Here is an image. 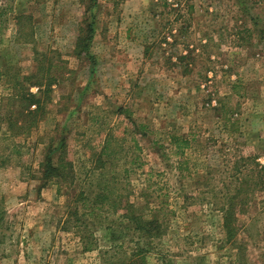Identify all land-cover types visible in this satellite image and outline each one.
I'll return each mask as SVG.
<instances>
[{
	"label": "rangeland",
	"instance_id": "1",
	"mask_svg": "<svg viewBox=\"0 0 264 264\" xmlns=\"http://www.w3.org/2000/svg\"><path fill=\"white\" fill-rule=\"evenodd\" d=\"M20 84L43 111L17 133L1 122L0 264H117L139 249L145 264H264V0H0L14 117ZM61 141L71 165L48 181ZM105 186L162 234L146 244L118 212L81 214L79 191ZM239 187L228 238L220 207Z\"/></svg>",
	"mask_w": 264,
	"mask_h": 264
},
{
	"label": "trees",
	"instance_id": "2",
	"mask_svg": "<svg viewBox=\"0 0 264 264\" xmlns=\"http://www.w3.org/2000/svg\"><path fill=\"white\" fill-rule=\"evenodd\" d=\"M23 15H20V17ZM91 22H88L86 24V30L87 33H90L88 36L85 35L84 39L83 37L80 38V42L82 43V46L80 51L77 53H85L87 51V47L89 45V40L91 39V36L93 35L94 29L91 27ZM87 39V40H86ZM88 42V43H87ZM33 75H31L32 77ZM35 78V76H34ZM35 83L39 84V89L38 91L40 93H45V90H43V83L41 81H36ZM22 84H20V88L17 89L18 92L16 93V98L22 100V102H28L27 108L25 109L24 113H20L22 116L20 117H14L12 112H8L6 110V105L1 104L0 105V129L3 127L1 125V122H5L6 128L10 130V132H19L22 129H24L29 123L34 122L33 116H36V113L40 110L43 111V107L39 102L38 97H36L35 94L32 92L28 91L26 87L24 88L23 86L21 87ZM49 85L45 84V89L48 91L49 90ZM31 105H34V107H30ZM6 110V111H5ZM183 145H188L187 141L185 138H181ZM59 148L53 147L50 149L51 152L53 151H58L60 153L64 146L63 141L59 143ZM1 156V155H0ZM7 156L4 155L3 157H0V165H2L4 162L7 160ZM58 158L57 160H53L51 153H46L44 156L43 163L41 165V168L43 169V176L46 178L48 181L55 176H60L61 171L60 169L71 165L70 160L65 158L66 160L64 161L62 154L60 153L57 155ZM68 162V163H67ZM68 164V165H66ZM257 170L262 169L264 170V165L256 167ZM66 177V175H65ZM109 187V188H108ZM244 190L243 187L237 188L235 193L231 195L228 200L226 201L225 205H222L220 208L223 211V229L225 230L226 237L231 238L235 232L238 229V226L236 224L237 220V213L238 211H243V208L246 204L245 200H242L241 197L239 198V194ZM109 194H113V190L111 186H105L100 191H97L94 197H89L88 189L87 190H80L78 193V196L82 200L81 207L84 208L86 206V202L88 201V211H82L80 212L81 214H91L94 213L96 216H98L99 221H103L102 217H106L109 215H112L114 213H117V219L119 221H122L123 224H125V228H129L132 230V236L133 234L137 235V241L139 242L140 240H143L144 243L149 244L151 241L157 237H159L162 234V230L160 228V224L158 219H156L153 216V213H146L142 214L140 210L139 213L137 210H135L134 203L128 202V201H122L121 195L117 194L115 197L109 196ZM110 199V201L106 200ZM108 202V203H107ZM94 203V204H91ZM111 204L113 212H111L110 209H104L103 214L101 212V209L103 210V207H105L106 204ZM87 212V213H86ZM78 210L74 209L70 211V215L74 216L76 219H78ZM148 214V215H147ZM111 221L114 222L113 219ZM108 227L106 226V229ZM108 232L110 230V238L113 241L112 245L113 247H123V233L121 231H115L113 229L108 228ZM91 235V234H90ZM84 238V237H83ZM119 242V243H118ZM133 251V250H132ZM114 252H117L114 250ZM107 253V251H105ZM125 253V252H124ZM109 256V255H108ZM107 264H115L113 262V258H106ZM118 263L117 264H145L144 262V255L141 253V249L133 252L129 256H123L118 258Z\"/></svg>",
	"mask_w": 264,
	"mask_h": 264
}]
</instances>
